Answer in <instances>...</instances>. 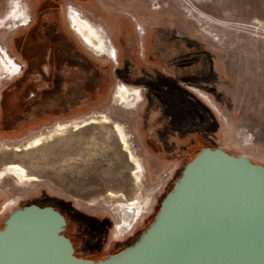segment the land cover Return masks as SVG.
I'll use <instances>...</instances> for the list:
<instances>
[{
	"label": "rangeland",
	"instance_id": "1",
	"mask_svg": "<svg viewBox=\"0 0 264 264\" xmlns=\"http://www.w3.org/2000/svg\"><path fill=\"white\" fill-rule=\"evenodd\" d=\"M20 11L28 22L7 28ZM74 12L102 27L113 54L96 51L80 39L70 27ZM51 41L61 42L77 60L71 78L79 83L74 93L54 96L56 105L48 102L51 92H59L48 74L47 56L59 50ZM3 52L21 68L17 74L0 71L2 104L12 108L16 99L28 101L45 94L47 86L51 89L45 94L47 102L38 107L40 113H31L37 108L32 106L10 132L0 131V170L18 164L36 177L21 181L10 174L0 176V226L11 210L26 203L64 202L69 212L76 210L105 226L102 244L99 233L89 236V254L97 258L139 236L200 148L221 146L264 165V0H0ZM62 59L53 63L65 65ZM141 65L140 76L134 68ZM74 68L62 69L65 86ZM96 79L94 91L85 90ZM121 84L135 88H129L135 96L130 106L116 97ZM189 105L200 112L202 127L172 131L167 149L150 130L166 126L172 113L187 120ZM92 118L98 122L76 126ZM113 122L125 127L142 163L140 180L132 174L134 165ZM197 133L203 140L191 144L181 158L180 147ZM39 135H44L39 144L23 147ZM137 197L138 214L122 230V208Z\"/></svg>",
	"mask_w": 264,
	"mask_h": 264
},
{
	"label": "water",
	"instance_id": "2",
	"mask_svg": "<svg viewBox=\"0 0 264 264\" xmlns=\"http://www.w3.org/2000/svg\"><path fill=\"white\" fill-rule=\"evenodd\" d=\"M67 226L50 204L11 210L0 228V264H264V165L203 147L139 238L100 259L78 256Z\"/></svg>",
	"mask_w": 264,
	"mask_h": 264
},
{
	"label": "bare ground",
	"instance_id": "3",
	"mask_svg": "<svg viewBox=\"0 0 264 264\" xmlns=\"http://www.w3.org/2000/svg\"><path fill=\"white\" fill-rule=\"evenodd\" d=\"M21 16V14H20ZM22 17V16H21ZM20 18V17H18ZM71 24L78 36L83 40V42L90 48L99 51L103 54L111 55L113 54L114 48L110 39L107 37L102 27L90 21L85 15L74 12L71 16ZM14 65V64H13ZM15 66V65H14ZM16 67V66H15ZM12 67L9 63L4 59V57L0 54V71H11ZM138 92L139 90L136 89ZM132 93V90L125 85L121 84L117 88L116 97H118L119 102L126 106H130L132 101L135 99V96ZM140 96V93H139ZM136 104V103H135ZM105 122H109V118H104ZM98 120L96 118L88 119L83 121L82 123H76L77 127H81L84 125H88L91 123H97ZM114 130L116 131L120 142L123 145L125 151H127L131 162L133 163L134 169L132 170V174L136 177L137 180H140V177L143 172V166L140 159L137 157L135 151H133L131 144L128 140V135L125 130V127L118 122H113ZM44 138V135H39L34 137L28 143H26L23 147L27 148L34 143L40 142ZM39 144V143H38ZM18 149V148H17ZM12 175L17 179L24 180H36V177L29 176L26 171L19 166L18 164H9L5 166L2 170H0V176ZM140 201L137 198H134L123 206L122 208V221H121V229L126 230L133 223L134 219L138 214V204Z\"/></svg>",
	"mask_w": 264,
	"mask_h": 264
},
{
	"label": "trees",
	"instance_id": "4",
	"mask_svg": "<svg viewBox=\"0 0 264 264\" xmlns=\"http://www.w3.org/2000/svg\"><path fill=\"white\" fill-rule=\"evenodd\" d=\"M70 23V22H69ZM71 26V25H70ZM76 33V32H75ZM57 34V33H56ZM62 47L59 48V52L62 54V61L65 62V65L66 67H64V69L68 68V67H76V62L77 60L74 58V56H72L71 53L67 52V51H64L63 50V44H61ZM69 53V55H68ZM64 56V57H63ZM64 65V66H65ZM79 68V67H78ZM67 71V70H66ZM63 72V71H62ZM62 72L59 73L56 78H55V88L59 90L58 94H56L55 92H51L50 95H49V98H48V102H51L52 104L51 105H56L57 104V100L54 99V96H63L65 95L64 92L66 91H70V93H74L72 92L73 91V87H78L79 86V83H75L73 80H74V77L71 78L70 77V80H67L66 81V86L64 85L63 83V75H62ZM94 75L97 76L96 73H94ZM95 76V77H96ZM99 85V80L96 79V80H90V82L87 83V86L85 90H88V91H94L95 87ZM83 85H81V88L80 90L82 89ZM80 93V92H79ZM56 96V98H57ZM54 99V100H53ZM6 101V100H5ZM43 102H47L45 100V94L42 93V94H38L37 96L35 97H32L30 98L28 101L27 100H22L21 102V99H16L15 103H12L13 105H15L14 107L12 108H9L5 102H3L2 104V113H1V116H0V131L1 132H5V133H8L11 131L12 129V124L15 122V120L17 119H21V117L24 115V113L28 112L30 110V108L32 106L36 107V109L33 110V112L31 113H34V114H38L40 113V109L38 108L40 105L43 104ZM54 102V103H53ZM11 134H13V132H11ZM202 148H200L201 150ZM198 150L197 153L200 151ZM196 153V154H197ZM195 154V155H196ZM194 155V156H195ZM193 156V157H194ZM192 157V158H193ZM191 158V159H192ZM190 159V160H191ZM189 160V161H190ZM181 174V173H180ZM174 185V184H173ZM173 187V186H172ZM171 187V189H172ZM47 204H43L42 202H35V203H38L39 205H53L55 206L58 210H60L64 215H65V212L66 213H69V217H70V226L75 224V225H78L79 228L83 229V227H86L88 231H86V233H84V235L86 236L85 238L86 239H90L89 236L90 235H93L95 236V234L97 235L98 233L101 235V240H100V244H102L104 242V238H102V229L94 222L93 218L92 217H89L81 212H78L76 210L72 211L73 213L69 212L66 207H68L69 205L64 203V202H60V203H56V202H53V200H49V199H46L45 200ZM32 203V202H30ZM26 204H29V203H26ZM25 205V204H24ZM159 209V208H158ZM158 212V210H157ZM156 212V213H157ZM156 215V214H155ZM155 215L153 216V218L150 220V222H148L147 226L154 220V217ZM84 218H87L89 220L90 223H88L87 221L84 222ZM83 219V221H82ZM69 221V220H68ZM3 225L0 226V228H2ZM145 226V228L147 227ZM144 228V229H145ZM68 233V229H66L65 231V234ZM141 234V233H140ZM139 234V236H140ZM139 236H137L136 238H133L127 245H125L124 247L134 243L138 238ZM78 237L81 238L82 236L80 234H78ZM94 238V237H93ZM82 242V240L80 241V243ZM122 247V248H124ZM121 248V249H122ZM119 249V250H121ZM118 250V251H119ZM89 249L85 250V248H83V246L80 244V247L79 249L75 250V253L78 255V256H83V257H89L91 258L92 256H90L89 254ZM107 254H98V257L97 258H93V259H100V258H103L105 257Z\"/></svg>",
	"mask_w": 264,
	"mask_h": 264
},
{
	"label": "flooded vegetation",
	"instance_id": "5",
	"mask_svg": "<svg viewBox=\"0 0 264 264\" xmlns=\"http://www.w3.org/2000/svg\"><path fill=\"white\" fill-rule=\"evenodd\" d=\"M17 5H13V7L14 8H16L17 10H18V8L16 7ZM15 9V10H16ZM70 11H71V8L69 9V11H68V20H69V13H70ZM20 12H22L23 14H24V17H21L20 16ZM19 13H17L16 14V12H14V17L15 18H12L11 19V21H9V22H7V24H6V26H7V28H9V29H12V28H14V27H16L18 24H26L28 21V18H27V15H26V13L24 12V11H20ZM13 14V13H12ZM18 17H20V18H18ZM22 19V20H21ZM14 20V21H13ZM21 20V22H19ZM70 22V21H69ZM70 25L72 26V24L70 23ZM70 26V27H71ZM72 29H73V27H71ZM74 30V29H73ZM80 37V36H79ZM81 39V38H80ZM82 40V39H81ZM83 41V40H82ZM52 42V44H53V46L54 45H56V47L57 48H60V47H62V43L60 42H54V41H51ZM59 43V44H58ZM53 52V51H52ZM58 52H59V50H58ZM58 52L57 51H55V53L52 55L51 53H50V55H48L47 56V63H48V65H49V72H48V74L50 75V77H51V79H53V84H54V81H55V78H56V76L59 74V73H61L62 72V69L64 70V65H63V63L62 62H59V63H56V65H55V63H53V60L54 59H57V60H61V57H62V54L59 52V55H58ZM3 57H4V59L9 63V65L12 67V64H14L13 65V67H12V70L11 71H9V72H12V73H14V74H17V73H19V71H20V68H21V66L13 59V58H11L8 54H6V53H4L3 52V54L2 53H0ZM61 55V56H60ZM8 57H10L11 59L9 60V58ZM16 63H15V62ZM132 66H134V63H131L130 64V67H132ZM70 68V67H69ZM76 69L77 68H74V72L72 71V72H69V75H67V80H69L70 79V77H71V73H72V75H74L75 74V72H76ZM143 66L141 65V67H138V68H134V71H136V73L138 74V75H143V73H144V71H143ZM118 88V87H117ZM129 88H131V87H129ZM51 88H50V85L49 86H47V88L45 89V94H48L47 92L50 90ZM131 89H135V88H131ZM139 90V89H138ZM116 92H117V90H116ZM139 93H140V90H139ZM175 94H177V93H175ZM175 94H173V95H175ZM140 96H141V93H140ZM176 96V95H175ZM177 97V96H176ZM175 98V97H174ZM178 101H180L181 99H177ZM140 101V98H139V100L137 101V102H139ZM173 102V101H172ZM189 107H190V105H189ZM171 110H176V104L175 103H171ZM169 110V109H168ZM190 117L186 120H178L177 119V117H174L173 116V113H172V115L170 116V120L169 121H167V125L165 126H160V128L159 129H157V130H153V129H151L150 130V133L152 134V136H153V138L155 137V139L157 138V139H159V141L161 142V143H165V147L167 148V149H169V145H171V144H169V142H168V140H167V138L170 136V134H171V132L173 131H178V130H180V129H185V128H188V129H191V128H196V127H202V123H203V121H202V117H201V114H200V112H196L194 109H192L191 107H190ZM197 114V115H196ZM193 117H195V119L193 118ZM158 121H159V119H158ZM157 128V127H156ZM202 134H203V132H201ZM201 133H197V134H195L194 135V138H193V140H191L189 143H187V144H184V145H182L181 147H180V149H179V151H178V153L177 154H179V156L181 157V158H183V157H186V155L187 154H185V150H187L188 149V147L189 146H191V144H193L195 141H198V140H203V136L204 135H202ZM200 144V143H199ZM182 155V156H181ZM189 157V156H188ZM65 216H66V218H67V220H69L68 221V226H67V229H68V236L72 239V241H73V243H74V246H75V250H77V249H79V247H80V244L83 246V248H85V250H87V249H89L91 246H93V241H91V240H89V239H86L85 237V235H84V233H86V231H88L87 230V228L86 229H84V232H82V234H83V236L81 237V238H79V237H77V234H79L80 233V228H79V226L78 225H75V224H73V225H71L70 226V217H69V213H66L65 212ZM94 220V222L102 229V234L104 235L105 234V226H103L102 225V223L99 221V220H97V219H93ZM82 221H83V219H82ZM88 222V223H90L89 222V220L87 219V218H84V222ZM77 227V229L76 230H74L75 228ZM99 237V236H98ZM99 239H101V237L99 238ZM99 239L98 240H96V241H99ZM82 240V242L80 243V241ZM91 245V246H90ZM89 258V257H88Z\"/></svg>",
	"mask_w": 264,
	"mask_h": 264
},
{
	"label": "built area",
	"instance_id": "6",
	"mask_svg": "<svg viewBox=\"0 0 264 264\" xmlns=\"http://www.w3.org/2000/svg\"><path fill=\"white\" fill-rule=\"evenodd\" d=\"M1 107H2V103H1V96H0V110H1Z\"/></svg>",
	"mask_w": 264,
	"mask_h": 264
}]
</instances>
